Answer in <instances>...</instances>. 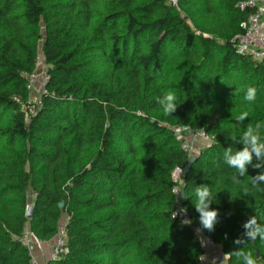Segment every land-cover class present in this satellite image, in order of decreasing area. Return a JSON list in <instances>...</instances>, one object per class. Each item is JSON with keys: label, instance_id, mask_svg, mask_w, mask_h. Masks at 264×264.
Masks as SVG:
<instances>
[{"label": "trees", "instance_id": "obj_1", "mask_svg": "<svg viewBox=\"0 0 264 264\" xmlns=\"http://www.w3.org/2000/svg\"><path fill=\"white\" fill-rule=\"evenodd\" d=\"M244 1L0 0V264H32L19 238L29 229L53 242L62 224L69 253L48 264H198L200 185L219 211L202 235L222 254L251 216L264 223V190L250 180L264 168L239 177L222 160L241 147L230 137L264 124V61L234 45L252 12L237 8ZM40 55L48 79L26 118ZM168 91L178 98L172 116L156 103ZM179 127L214 143L191 156ZM193 157L180 205L172 176ZM244 250L264 264V241Z\"/></svg>", "mask_w": 264, "mask_h": 264}, {"label": "built area", "instance_id": "obj_2", "mask_svg": "<svg viewBox=\"0 0 264 264\" xmlns=\"http://www.w3.org/2000/svg\"><path fill=\"white\" fill-rule=\"evenodd\" d=\"M173 6H177L180 0H167ZM241 11L251 10V14L248 18L242 22L241 29L242 34L237 36L234 40V45L237 53L242 56H249L256 62L264 61V0H246L240 2L237 5ZM37 71L36 73L29 75L28 90L30 92L29 107L27 109L26 118L29 115L35 114L38 106L40 105V95L44 91V85L48 77L46 72L42 76V80L39 79V71L41 67L45 65L44 59L40 55L37 59ZM38 92V93H37ZM35 94H38V99L34 100ZM177 137L182 142V148L188 152L191 156H197L201 150L210 147L214 143V138L207 135L204 131L193 130L189 127H179L174 129ZM197 142L198 144H195ZM183 178V170L177 169L173 173L172 179L175 184L174 194L181 190ZM175 216L187 219L186 214L183 211H179ZM202 235V234H201ZM204 243L201 245L204 249V254L199 258L198 264H211V258L219 261L223 258L221 249L217 247L212 240L203 236ZM21 244L28 250L31 263L38 264L37 253L49 242H45L37 238L29 229L19 238ZM51 261H58L64 259L69 249L67 246V237L64 224L61 225L59 234L54 239L51 247Z\"/></svg>", "mask_w": 264, "mask_h": 264}, {"label": "clouds", "instance_id": "obj_3", "mask_svg": "<svg viewBox=\"0 0 264 264\" xmlns=\"http://www.w3.org/2000/svg\"><path fill=\"white\" fill-rule=\"evenodd\" d=\"M255 98V87L248 86L244 99L251 103L255 101ZM177 100V96L173 92L168 91L157 97L156 103L160 106L165 115L172 116V113L178 108ZM248 117L249 113L243 111L236 117V122L238 124H243ZM262 130H264V124L262 123H257L255 125L248 124L239 138L236 136L230 137L233 143L239 144L241 147L233 150V148L229 146L223 151V163L229 168L235 169L239 177L247 175L249 165L257 169L264 168V131ZM254 158L257 161L255 164H253ZM250 180L252 187L264 190L261 189V186L264 185V172L251 176ZM181 191L182 190L177 192V196ZM245 191L247 192V189H245ZM194 192L196 197L194 207L199 213V222L201 225V228L196 230L197 239L204 243L201 234L204 230L208 232L215 231V226L219 222V211L218 209L210 207L214 199L210 187L206 185L196 186ZM184 211L186 212V210ZM182 223L191 224L192 222L191 220L184 219ZM242 227L244 229L242 236L238 237L233 242L237 245V248L233 251L224 253L219 264H227V261H230L233 255L241 261V264H258L259 258L254 257L251 251H245L244 246L249 242H255L257 239L264 241V223L258 221L255 216H251L243 223ZM225 238H227V234H225Z\"/></svg>", "mask_w": 264, "mask_h": 264}, {"label": "crops", "instance_id": "obj_4", "mask_svg": "<svg viewBox=\"0 0 264 264\" xmlns=\"http://www.w3.org/2000/svg\"><path fill=\"white\" fill-rule=\"evenodd\" d=\"M53 242H49L37 253L38 264H48L51 261V247ZM211 264H217L216 260L212 257Z\"/></svg>", "mask_w": 264, "mask_h": 264}, {"label": "water", "instance_id": "obj_5", "mask_svg": "<svg viewBox=\"0 0 264 264\" xmlns=\"http://www.w3.org/2000/svg\"><path fill=\"white\" fill-rule=\"evenodd\" d=\"M195 161H196V157H193V158H191V159L189 160L187 166H186L185 169L183 170V176H186V175L189 173V171H190V169H191V167H192V165H193V163H194ZM184 202H185V191L182 190V191H181V194H180V197H179V204H180V205H183ZM62 206H63V205H61V207H62ZM32 216H33V209H32V208H29V210H28V212H27V217H28V218H32Z\"/></svg>", "mask_w": 264, "mask_h": 264}, {"label": "rangeland", "instance_id": "obj_6", "mask_svg": "<svg viewBox=\"0 0 264 264\" xmlns=\"http://www.w3.org/2000/svg\"><path fill=\"white\" fill-rule=\"evenodd\" d=\"M181 14H182L183 16H185L183 13H181ZM45 70H46V67H45V65H44V66L41 67V70L39 71V74H40V76H41V77H39V79L42 80V76H43ZM37 93H38V92H37ZM38 97H39L38 94H35V96H34V100H37ZM195 144H198V143L195 142Z\"/></svg>", "mask_w": 264, "mask_h": 264}]
</instances>
